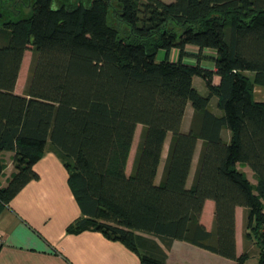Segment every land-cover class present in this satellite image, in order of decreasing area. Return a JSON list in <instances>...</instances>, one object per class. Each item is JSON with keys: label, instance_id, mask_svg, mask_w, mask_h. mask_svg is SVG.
Wrapping results in <instances>:
<instances>
[{"label": "trees", "instance_id": "1", "mask_svg": "<svg viewBox=\"0 0 264 264\" xmlns=\"http://www.w3.org/2000/svg\"><path fill=\"white\" fill-rule=\"evenodd\" d=\"M27 50L33 57L20 94ZM255 85L264 86V0H0V176L4 150L14 151L16 169L0 186V213L39 179L34 166L50 141L81 210L68 232L100 231L147 264H168L157 239L166 247L185 240L246 264L252 251L236 249L242 206L245 240L264 264V101L255 100ZM212 97L221 113L210 107ZM188 103L194 113L184 131ZM207 199L215 201L211 230L201 221Z\"/></svg>", "mask_w": 264, "mask_h": 264}, {"label": "crops", "instance_id": "2", "mask_svg": "<svg viewBox=\"0 0 264 264\" xmlns=\"http://www.w3.org/2000/svg\"><path fill=\"white\" fill-rule=\"evenodd\" d=\"M189 49L196 50V47L190 46ZM176 55L177 53L172 51L171 57L175 58ZM186 60L193 61L192 58ZM22 66L15 88V92L20 94L24 92L26 86V82L22 81ZM218 81L219 77L215 76V82ZM204 82L201 79L199 87L203 88ZM198 90L201 92L200 88ZM207 93L208 88L203 94ZM254 98L257 101H264V86H254ZM210 107L214 112L221 113L215 97H212ZM193 113L194 109L191 103H188L182 121V130L189 129ZM222 135L226 141H230L229 129L224 128ZM171 138L172 134L168 133L157 182L163 174ZM202 146L203 140L199 139L188 186L194 181ZM1 155L4 169L0 176V186H4L16 171L13 163L14 151L4 150ZM132 156L134 160L133 145L129 159ZM34 167L40 175L39 179L27 183L0 213V235H2L0 264H147L142 262L137 252L123 242L112 240L100 231L88 229L79 233L68 232L67 227L81 216V210L68 182V170L50 141L47 142L44 156ZM238 167L246 173L253 184L257 183V178L248 165L239 163ZM214 215L215 201L207 199L201 221L208 230L214 226ZM235 223L238 255L246 248L250 249L252 256L246 264H257V246L244 237L245 208L242 206L236 207ZM157 242L165 251L168 264H235L231 258L223 257L185 240L176 239L170 247H166L158 239Z\"/></svg>", "mask_w": 264, "mask_h": 264}, {"label": "rangeland", "instance_id": "3", "mask_svg": "<svg viewBox=\"0 0 264 264\" xmlns=\"http://www.w3.org/2000/svg\"><path fill=\"white\" fill-rule=\"evenodd\" d=\"M32 57H33L32 50H27L25 52V55H24V62L22 63L23 64V66H22V81L26 82V83H27V79H28V76H29V70H30V65H31V62H32ZM165 57H166V51L164 49H160L158 54H157V59L158 60H162ZM194 79H195V84L194 85L196 87L200 88L202 93H205L206 90H207V86H206L205 82H204V84H202L203 88L199 87V81L202 78L199 77V76H195ZM141 129H142V126L139 125L137 127L136 134H135V137H134V141H133V155L134 156H135V152H136L137 146L139 144L140 135H141ZM132 162H133V156L129 159L128 164H127V172L128 173L131 172Z\"/></svg>", "mask_w": 264, "mask_h": 264}, {"label": "built area", "instance_id": "4", "mask_svg": "<svg viewBox=\"0 0 264 264\" xmlns=\"http://www.w3.org/2000/svg\"><path fill=\"white\" fill-rule=\"evenodd\" d=\"M1 243H2V235H0V245H1Z\"/></svg>", "mask_w": 264, "mask_h": 264}]
</instances>
